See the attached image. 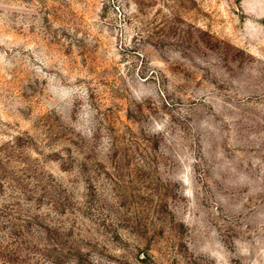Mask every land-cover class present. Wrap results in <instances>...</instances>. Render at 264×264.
I'll list each match as a JSON object with an SVG mask.
<instances>
[{
	"label": "rangeland",
	"instance_id": "obj_1",
	"mask_svg": "<svg viewBox=\"0 0 264 264\" xmlns=\"http://www.w3.org/2000/svg\"><path fill=\"white\" fill-rule=\"evenodd\" d=\"M0 264H264V0H0Z\"/></svg>",
	"mask_w": 264,
	"mask_h": 264
}]
</instances>
